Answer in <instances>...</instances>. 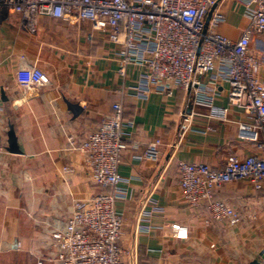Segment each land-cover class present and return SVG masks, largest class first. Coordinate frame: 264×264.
Returning <instances> with one entry per match:
<instances>
[{
    "label": "crops",
    "instance_id": "1",
    "mask_svg": "<svg viewBox=\"0 0 264 264\" xmlns=\"http://www.w3.org/2000/svg\"><path fill=\"white\" fill-rule=\"evenodd\" d=\"M247 3L220 0L213 9L224 16L218 31L232 41L249 25ZM250 50L264 75V36L255 35ZM115 52L104 30L89 21L43 16L32 33L20 13L0 6V135L8 144L13 126L22 152L8 151L3 161L0 264H38L46 223L65 222L75 203L104 191L68 140L96 131L116 103L135 123L126 129L131 148L121 166L132 199L119 206L129 264H264V186L257 192L238 181L215 190L239 215L230 225L213 220L205 205L190 207L179 184L180 161L222 169L233 156L258 154L238 136L250 116L230 104L225 84L206 101L196 88L178 89L172 99L142 95L133 87L142 71L121 79ZM26 66L40 68L46 83L33 91L21 87L16 74ZM200 81L210 87L206 77ZM68 102L82 107L78 117ZM155 141L161 142L157 160H139Z\"/></svg>",
    "mask_w": 264,
    "mask_h": 264
},
{
    "label": "built area",
    "instance_id": "2",
    "mask_svg": "<svg viewBox=\"0 0 264 264\" xmlns=\"http://www.w3.org/2000/svg\"><path fill=\"white\" fill-rule=\"evenodd\" d=\"M219 1L0 0V6L20 13L32 33L43 16L89 21L102 28L116 49L120 78L126 80L131 70L142 71L133 85L142 95L158 93L172 99L178 89L196 88L199 99L206 101L219 84L227 85L230 104L252 119L248 125H239L238 136L254 144L259 153L233 156L222 169L185 161L179 162L178 169L183 197L190 207L205 205L213 220L235 225L239 215L214 193L238 181H249L257 192L264 186V75L261 59L250 50L252 38L264 36V0H248L249 25L237 41L218 31L224 16L213 9ZM203 77L210 87L200 81ZM16 79L31 91L47 81L40 68L31 66L18 69ZM134 125L125 120L123 105L116 103L96 131L82 140L69 138L70 147L84 154L94 183L104 191L75 203L65 222L46 223L38 264H129L121 248L124 215L119 206L132 199L121 166L131 148L126 129ZM159 145L160 141L150 143L137 158L157 160ZM7 153L8 144L0 135V179ZM64 170L73 172L68 167Z\"/></svg>",
    "mask_w": 264,
    "mask_h": 264
},
{
    "label": "water",
    "instance_id": "3",
    "mask_svg": "<svg viewBox=\"0 0 264 264\" xmlns=\"http://www.w3.org/2000/svg\"><path fill=\"white\" fill-rule=\"evenodd\" d=\"M212 16V12L209 14L208 19H207V23L210 21ZM68 107L70 109V111L73 113V115L75 117H78L81 113H82V107L80 105L77 104H71V103H67ZM8 151L12 154H21V150L19 148L18 145V139H17V135L15 132V129L13 126H10L9 128V133H8ZM251 264H258V262H252Z\"/></svg>",
    "mask_w": 264,
    "mask_h": 264
}]
</instances>
